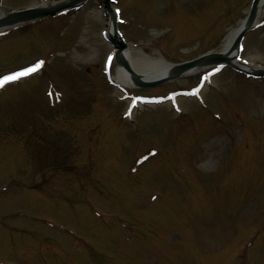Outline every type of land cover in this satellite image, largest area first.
<instances>
[{
	"label": "rangeland",
	"instance_id": "obj_1",
	"mask_svg": "<svg viewBox=\"0 0 264 264\" xmlns=\"http://www.w3.org/2000/svg\"><path fill=\"white\" fill-rule=\"evenodd\" d=\"M207 1L120 0L122 6L118 7L123 18L132 16L152 29L149 30L151 35L166 30L168 33L161 34L159 41L165 43L154 44L166 53L168 63H181L201 54L200 42L206 45L203 50L215 43V37L207 41L193 36V30L195 36L201 37L208 32V28L202 31L200 22L205 15L200 14L203 12L198 8ZM184 2L195 10L184 16L189 18L192 32L189 27L183 28L186 24L176 25L169 13L167 17L163 15L174 11L176 16L178 6ZM249 2L216 0L211 10L219 7L223 10L216 13L213 20L209 18L208 26L220 17L217 24L223 22L225 30L221 27L219 35L226 34V30L236 26L247 14ZM37 4L36 0H2L6 12ZM186 19L179 21L185 23ZM127 21L119 29L124 38L132 41L137 33L133 25L136 22ZM105 25L103 4L100 0H90L78 11L38 22L32 28L21 29L20 33L0 40V72L15 70L38 58L46 61L45 72H34L35 77L20 82L21 87L10 85L0 89V262L212 264V260L226 250L213 264H264V81L241 85L229 70L215 78L208 77L210 86H205L203 93L207 105L200 106L203 114L193 110L196 107L193 100H176L178 108L192 111L177 124L190 136H181L182 145L178 137L173 139L167 128L173 118L169 104L131 109V99L116 90L111 94L99 76L112 52V47L101 36ZM143 32L139 30L142 37L137 38L139 41L149 35ZM184 34L192 37L191 43L181 38ZM147 46L142 50L157 58L158 50ZM242 48V57L264 67V28L248 34ZM49 74L50 80L46 78ZM199 76L200 73H193L152 90L130 89V93L134 96L169 94L180 87L194 86ZM208 87L226 93H213L220 103L214 105ZM55 90L60 92L61 98L58 109L52 106L50 98L56 95ZM121 97L122 101L118 100ZM222 108L226 110L225 117ZM238 110L246 114L247 121L231 118ZM128 112L132 114L131 121L124 118ZM214 116L225 118V123L218 127L208 125L205 119ZM117 119L119 124H116ZM133 120L140 124L137 136L129 123ZM245 136L251 147L249 152H242L241 138ZM191 137H195L193 154L189 152V146L193 149ZM146 141L148 144L158 141L170 157L146 159L140 164L141 174H131L128 162L131 151L140 152ZM201 149L208 161L197 165L200 156L196 158L194 163L198 168L192 173L195 189L187 193L185 175L188 171L185 167L179 168V164L184 165L188 158L191 161L194 153L197 155ZM55 164L59 169L38 167ZM166 183L170 190H166ZM155 191L156 195L164 191L166 198L153 208L151 193ZM67 209L78 216H70ZM93 213L102 216L104 221H96ZM45 216H55L84 236L70 228L71 242L63 236V243L57 231L45 229L39 219H33ZM174 216L184 220L183 225L178 223L177 228ZM121 220L130 232L125 234L121 229ZM153 223L158 233L167 231L168 244L164 240L162 243L173 250L159 251L150 258L141 250V255H137V248L130 253L136 247L134 240L142 237L146 242L149 241L146 236H154L150 233ZM52 225L62 227L55 221ZM177 231L184 236L185 240L179 239L181 243L172 240ZM60 232L66 235L65 231ZM131 235L135 237L127 241V236ZM74 238L82 247L80 255L73 254L70 248L78 243ZM244 247L245 251L237 253V259H233L234 252ZM249 247H252L250 251ZM212 253L217 256L210 259Z\"/></svg>",
	"mask_w": 264,
	"mask_h": 264
},
{
	"label": "bare ground",
	"instance_id": "obj_2",
	"mask_svg": "<svg viewBox=\"0 0 264 264\" xmlns=\"http://www.w3.org/2000/svg\"><path fill=\"white\" fill-rule=\"evenodd\" d=\"M264 14V0H260L256 12V20L257 22L261 19ZM240 26L231 31L226 38L223 40L220 47L216 50V53L225 54L230 49L235 36L240 30ZM125 59L128 61L129 65L132 67L134 71L145 80L153 79L156 77H162V75H166L170 66L164 61L163 58L159 59H151L149 57H145L144 54L140 51V49H127L122 53ZM109 71L112 77L118 81L122 86L133 87V82L131 81L130 75L123 70V68L117 64L115 59L111 58L109 62ZM251 69V67H249ZM156 73H150V70H156ZM196 70L192 71L195 72ZM188 74H191L189 72Z\"/></svg>",
	"mask_w": 264,
	"mask_h": 264
},
{
	"label": "snow or ice",
	"instance_id": "obj_3",
	"mask_svg": "<svg viewBox=\"0 0 264 264\" xmlns=\"http://www.w3.org/2000/svg\"><path fill=\"white\" fill-rule=\"evenodd\" d=\"M117 11H119V9H117ZM42 63H43L42 61H37L35 64L30 65L28 67H24L19 71L13 72L9 75L0 76V88H2L7 83L16 81L21 77H25L36 72L41 67ZM49 95H51V93ZM177 111H179V109H177Z\"/></svg>",
	"mask_w": 264,
	"mask_h": 264
},
{
	"label": "water",
	"instance_id": "obj_4",
	"mask_svg": "<svg viewBox=\"0 0 264 264\" xmlns=\"http://www.w3.org/2000/svg\"><path fill=\"white\" fill-rule=\"evenodd\" d=\"M222 58L223 57L212 56V57H209V58L204 59V60H198V61H195L193 63H189V64H187V67L188 66H194L195 64H205V63L215 62V61L222 59Z\"/></svg>",
	"mask_w": 264,
	"mask_h": 264
}]
</instances>
